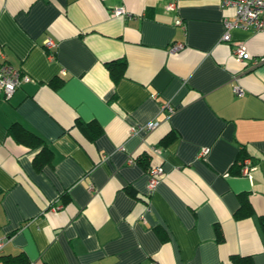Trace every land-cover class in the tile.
Wrapping results in <instances>:
<instances>
[{
	"label": "crops",
	"instance_id": "crops-1",
	"mask_svg": "<svg viewBox=\"0 0 264 264\" xmlns=\"http://www.w3.org/2000/svg\"><path fill=\"white\" fill-rule=\"evenodd\" d=\"M170 1L0 0V61L30 78L9 98L0 90V256L264 264V61L233 54L240 42L264 57V30L223 40L232 10L220 0ZM12 125L41 144L18 142ZM241 203L252 212L236 218Z\"/></svg>",
	"mask_w": 264,
	"mask_h": 264
},
{
	"label": "built area",
	"instance_id": "built-area-1",
	"mask_svg": "<svg viewBox=\"0 0 264 264\" xmlns=\"http://www.w3.org/2000/svg\"><path fill=\"white\" fill-rule=\"evenodd\" d=\"M176 0H171L167 3L166 9H173ZM222 9L229 8L232 10V19L229 20L227 17L224 19L225 33L223 34V40H231L230 29L231 28H242V29H255L264 30V0H220ZM114 16H129V14L122 8H115L111 11ZM177 24L181 23V20L176 21ZM55 43L51 39L45 41V46L51 49ZM182 47L181 44L173 45L172 51H177ZM233 54L239 61H245L250 59L253 63L264 61V57L257 59L252 58L245 46L242 43H235L233 45ZM30 78L26 74L22 73L19 69L0 61V90L3 92L5 98H9L12 93L22 83L29 81ZM238 95H242L243 91L236 89ZM157 123L150 122L147 124L146 129L150 130L156 126ZM210 149L204 147L198 153V157H204L209 153ZM240 165V172L245 175H250V170L253 167V162L249 157H244L238 161ZM162 172L160 167H153L148 171V189L152 191L157 183L156 176ZM59 208L54 206L53 209ZM6 239L0 238V250L4 245Z\"/></svg>",
	"mask_w": 264,
	"mask_h": 264
},
{
	"label": "trees",
	"instance_id": "trees-1",
	"mask_svg": "<svg viewBox=\"0 0 264 264\" xmlns=\"http://www.w3.org/2000/svg\"><path fill=\"white\" fill-rule=\"evenodd\" d=\"M125 67H126V63L124 60L111 61L107 64L109 74L114 82H116L120 77L123 76ZM15 126L16 125H12L11 133L14 134V138L18 142H22L31 147H36V146L38 147L41 144L42 141L36 135L26 131L22 127L16 129ZM82 129H83L84 134L90 139L94 138L99 133L98 130L95 131L94 129H89L86 127H83ZM44 150L45 148L42 147L41 151L44 152ZM244 157L245 155H242V157L240 158L242 159ZM251 212L252 211L249 205L241 203V206L235 213V217L241 218V217L250 215ZM261 228L262 230H264V221H261ZM0 261H1V264H28V261L22 254L0 256ZM237 264H251V260L247 258H242V259L237 260Z\"/></svg>",
	"mask_w": 264,
	"mask_h": 264
}]
</instances>
